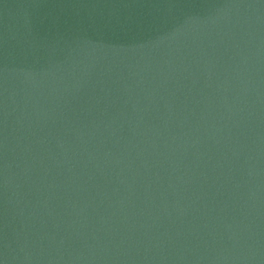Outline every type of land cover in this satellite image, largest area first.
I'll return each mask as SVG.
<instances>
[{
	"label": "water",
	"instance_id": "95a60500",
	"mask_svg": "<svg viewBox=\"0 0 264 264\" xmlns=\"http://www.w3.org/2000/svg\"><path fill=\"white\" fill-rule=\"evenodd\" d=\"M0 264H264V0H0Z\"/></svg>",
	"mask_w": 264,
	"mask_h": 264
}]
</instances>
